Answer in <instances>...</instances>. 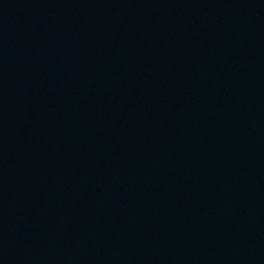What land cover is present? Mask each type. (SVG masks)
I'll return each mask as SVG.
<instances>
[{"label": "water", "instance_id": "95a60500", "mask_svg": "<svg viewBox=\"0 0 264 264\" xmlns=\"http://www.w3.org/2000/svg\"><path fill=\"white\" fill-rule=\"evenodd\" d=\"M114 264H264V0H237Z\"/></svg>", "mask_w": 264, "mask_h": 264}]
</instances>
